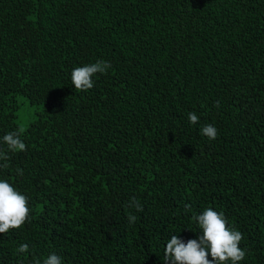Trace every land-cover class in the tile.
Here are the masks:
<instances>
[{
    "label": "trees",
    "instance_id": "trees-1",
    "mask_svg": "<svg viewBox=\"0 0 264 264\" xmlns=\"http://www.w3.org/2000/svg\"><path fill=\"white\" fill-rule=\"evenodd\" d=\"M0 153L30 208L0 264H164L209 207L264 264V0H0Z\"/></svg>",
    "mask_w": 264,
    "mask_h": 264
},
{
    "label": "clouds",
    "instance_id": "clouds-1",
    "mask_svg": "<svg viewBox=\"0 0 264 264\" xmlns=\"http://www.w3.org/2000/svg\"><path fill=\"white\" fill-rule=\"evenodd\" d=\"M111 67L110 63L97 61L84 66L75 67L71 73V81L77 92L88 91L93 88V76L97 73H105ZM215 106H220L216 101ZM188 120L192 124L198 123V116L195 113L188 114ZM201 134L211 140L217 137V129L207 124L202 126ZM3 143L8 146L9 151H25L26 145L20 139V131L9 132L2 137ZM8 156L0 153V160H7ZM0 167H7L6 164ZM22 175V170H17ZM129 207L142 211L138 200L133 198ZM187 207V206H186ZM30 208L28 198L21 194L7 180L0 179V234H7L12 229L21 228L28 220ZM137 217L130 214L129 223H135ZM193 219L199 228L198 237L190 238L187 241L177 235H171L167 239L163 261L164 264H240L244 260L246 252L240 247L243 235L235 228L228 226V221L222 212L206 208ZM19 253H27L28 245L21 244ZM35 264H41L36 260ZM42 264H62L61 258L56 253H50Z\"/></svg>",
    "mask_w": 264,
    "mask_h": 264
}]
</instances>
